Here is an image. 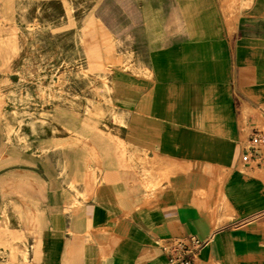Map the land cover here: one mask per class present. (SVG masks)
Masks as SVG:
<instances>
[{"label": "crops", "instance_id": "0c3cea01", "mask_svg": "<svg viewBox=\"0 0 264 264\" xmlns=\"http://www.w3.org/2000/svg\"><path fill=\"white\" fill-rule=\"evenodd\" d=\"M151 7L157 30L111 73L125 155L96 138L95 162L80 145L61 170L31 156L0 175L26 200L36 264H168L165 243L191 236L193 264H264V172L241 160L264 130V0Z\"/></svg>", "mask_w": 264, "mask_h": 264}, {"label": "rangeland", "instance_id": "374dc122", "mask_svg": "<svg viewBox=\"0 0 264 264\" xmlns=\"http://www.w3.org/2000/svg\"><path fill=\"white\" fill-rule=\"evenodd\" d=\"M152 1L0 0V175L15 161L26 171L31 156L40 172L61 170L80 145L95 162L96 138L125 155L111 73L157 30ZM8 182L0 179V264H36L37 234L18 215L26 200Z\"/></svg>", "mask_w": 264, "mask_h": 264}, {"label": "built area", "instance_id": "2783aa9c", "mask_svg": "<svg viewBox=\"0 0 264 264\" xmlns=\"http://www.w3.org/2000/svg\"><path fill=\"white\" fill-rule=\"evenodd\" d=\"M241 160L245 165L264 172V130H255L249 136L243 146ZM203 245L204 241L195 236L169 239L164 245L168 264H193L194 257Z\"/></svg>", "mask_w": 264, "mask_h": 264}]
</instances>
